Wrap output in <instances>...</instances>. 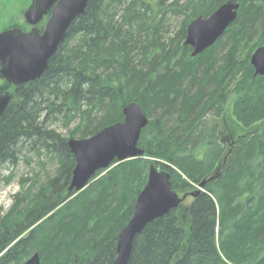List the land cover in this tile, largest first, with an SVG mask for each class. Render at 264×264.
Wrapping results in <instances>:
<instances>
[{"label": "trees", "instance_id": "obj_1", "mask_svg": "<svg viewBox=\"0 0 264 264\" xmlns=\"http://www.w3.org/2000/svg\"><path fill=\"white\" fill-rule=\"evenodd\" d=\"M120 1L127 6L119 21L111 12ZM167 1L90 0L40 79L18 88L0 79V94H12L0 119V170L28 160L26 147L46 151L59 166L35 196H16L0 220V264H24L35 253L42 264H113L119 235L146 186L149 159L187 198L208 183L189 208L172 211L135 238L128 264H264V127L223 168L219 126L207 120L210 114L223 117L234 96L239 124L249 130L264 123V77L255 78L250 63V54L264 44V0H198L191 21L228 2L241 8L216 45L196 58L177 42L186 40L189 25L169 44L140 38L161 27L154 7L162 11ZM259 33L242 57L244 43L250 47ZM77 38L79 46L70 48ZM220 48H227L223 59ZM133 102L150 119L138 145L144 157L115 162L82 193L70 194L76 161L68 141L123 122V109ZM98 111L105 115L98 118ZM77 118L81 123L69 139L49 127L64 122L68 128ZM243 247L250 250L247 258Z\"/></svg>", "mask_w": 264, "mask_h": 264}, {"label": "water", "instance_id": "obj_2", "mask_svg": "<svg viewBox=\"0 0 264 264\" xmlns=\"http://www.w3.org/2000/svg\"><path fill=\"white\" fill-rule=\"evenodd\" d=\"M89 1L32 0L25 12V21L33 28L29 32L14 28L0 33V79L16 88L40 79L47 71L50 60L66 41L72 24L84 15ZM240 8V4L228 2L208 18L198 17L190 23L185 45L193 49V58L203 54L223 37L238 19ZM49 14L46 28L41 33L38 26ZM250 63L254 77H264V45L254 52ZM11 100L10 92L0 94V119ZM123 115V122L109 126L93 137L68 141L76 161L68 188L70 194L83 192L99 172L109 170L115 162L144 157L145 152L138 145L149 118L135 102L124 107ZM207 183L202 182L199 190L202 191ZM200 191L191 196L197 197ZM186 199L187 195L181 198L172 190L170 174L159 171L151 164L134 214L119 235L117 258L113 264H128L135 238L149 224L177 210ZM25 264H42L40 255L35 253Z\"/></svg>", "mask_w": 264, "mask_h": 264}, {"label": "rangeland", "instance_id": "obj_3", "mask_svg": "<svg viewBox=\"0 0 264 264\" xmlns=\"http://www.w3.org/2000/svg\"><path fill=\"white\" fill-rule=\"evenodd\" d=\"M175 2H177V0L167 1L166 5L164 6L165 8L162 9V11L156 6L154 7V14H156L155 16L158 17V21L161 20L162 22L160 24L161 27L158 30L154 28V30L145 31L143 34H141L142 37L140 38H142L144 42H151V40H153L155 41L154 43L169 44L171 40L178 38L182 26L187 27V25H190V23L195 20L193 19L191 21L190 19H192L193 15L197 11V2H199L198 0H179L178 6L181 8L183 7V9L172 8V4ZM31 3L32 0H0V33L7 30V28L13 25L18 26L17 28L22 27L21 29L29 31L30 27H28L25 22V12L30 7ZM120 4V6H113L111 12H117L116 20L119 21L121 20V17L124 16L127 6L126 1H120ZM208 4H206V6ZM261 36L262 34L259 33L255 40L250 43V47L248 48H245L244 43V45L240 49V54H242V57L246 56L248 53L247 51H249L250 48L252 49L253 46L259 42ZM185 41L182 43L181 40H178L177 42L183 45ZM79 42V38L73 40L72 42H70V48L75 49L76 46H79ZM263 45L264 44H262V46ZM229 46L230 43L228 44L227 48ZM227 48L219 49L220 59L225 58ZM253 53L250 54L251 57ZM236 99L237 98L234 96L231 97L230 101L227 103L226 111L224 112L223 117L215 118L214 115L210 114L207 119L212 123H217L219 126L220 142L225 149L223 160L220 162L223 168H225L227 164H230V160L235 157L237 151H239L242 145L246 143L249 137L253 133L259 132L262 129V126L264 127V123H259L248 130L241 124H239L236 118L233 116V106ZM104 115V111H98L95 114V116H97L98 118H102ZM158 116L159 114L156 115V117ZM80 123L81 119L77 118L71 121V124H69L68 128L65 127L64 122H57L50 125L49 127L51 130L56 131L64 138L69 139L70 133H72ZM260 124L262 126H260ZM80 137L81 136L78 135L74 139L80 140ZM25 152L27 154L28 160L23 159L16 167L6 166L0 170V220H3L13 208L16 203V196H21V194L23 193L24 197H32L35 194L36 189H38L40 186H43L48 179L55 178L57 175V170L59 168L58 162L55 160V158H52L49 154H47L46 151L34 152L30 147H26ZM148 162L150 164H154V161L152 159H149ZM23 182H25V186L23 185ZM31 187H33L34 190L28 192L29 188ZM197 189L198 186H196L193 191ZM32 193L33 195L30 196ZM179 195L181 198L185 196L184 193H180ZM192 200L193 197L190 196L180 205L178 209H184L183 211H185L187 207L189 208ZM24 203V205L22 204L21 206L26 207L28 204V200H25ZM29 232L30 230L27 231L26 235ZM248 250V248H241V253L246 258L249 255ZM27 260H25V262ZM244 261L245 262H243V264H247V259H245Z\"/></svg>", "mask_w": 264, "mask_h": 264}, {"label": "flooded vegetation", "instance_id": "obj_4", "mask_svg": "<svg viewBox=\"0 0 264 264\" xmlns=\"http://www.w3.org/2000/svg\"><path fill=\"white\" fill-rule=\"evenodd\" d=\"M46 18V17H45ZM47 19V18H46Z\"/></svg>", "mask_w": 264, "mask_h": 264}]
</instances>
